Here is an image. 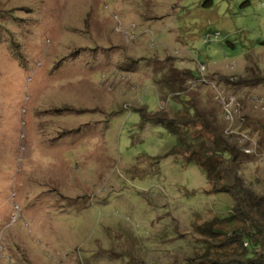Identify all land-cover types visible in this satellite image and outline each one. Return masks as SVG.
I'll return each instance as SVG.
<instances>
[{
    "label": "rangeland",
    "instance_id": "rangeland-1",
    "mask_svg": "<svg viewBox=\"0 0 264 264\" xmlns=\"http://www.w3.org/2000/svg\"><path fill=\"white\" fill-rule=\"evenodd\" d=\"M140 109L264 195V0H0V264H189L233 199Z\"/></svg>",
    "mask_w": 264,
    "mask_h": 264
},
{
    "label": "trees",
    "instance_id": "trees-1",
    "mask_svg": "<svg viewBox=\"0 0 264 264\" xmlns=\"http://www.w3.org/2000/svg\"><path fill=\"white\" fill-rule=\"evenodd\" d=\"M139 113L143 126L154 121L170 129L177 140L175 150L184 154L187 164L203 169L210 191L228 194L233 199L228 215H215L196 224L194 232L199 236V250L189 259V264H264V195L256 193L240 175L235 150L216 133L217 140L211 147H204L193 139L189 128L200 121H196V116L180 113L168 118L163 112L148 114L145 109ZM233 224L240 226L229 232L221 230Z\"/></svg>",
    "mask_w": 264,
    "mask_h": 264
}]
</instances>
